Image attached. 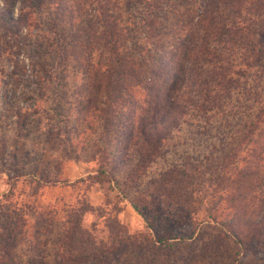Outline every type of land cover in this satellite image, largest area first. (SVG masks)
Returning a JSON list of instances; mask_svg holds the SVG:
<instances>
[{
    "label": "rangeland",
    "instance_id": "obj_1",
    "mask_svg": "<svg viewBox=\"0 0 264 264\" xmlns=\"http://www.w3.org/2000/svg\"><path fill=\"white\" fill-rule=\"evenodd\" d=\"M166 1L158 0L162 9L155 34L143 23L149 5L108 1L106 14L123 30L117 46L143 51L140 61L146 65L160 49L175 50L178 42L187 45L194 38V10L201 0ZM98 5V0L47 5L43 0H0V264H64L61 215L50 222L40 215L76 201L92 206L82 225L94 243L105 244L87 264H185L189 257L201 264H259L252 255H240L218 224L230 213L223 210L224 201L212 210L206 198L193 193L186 204H176L155 183L163 171L194 164L195 155L212 153L211 148L213 155L224 148L244 110L242 96L233 91L217 110L194 112L198 98L191 59L179 93L184 113L176 127L164 132L160 153L135 170L139 153L124 141V134L134 131L124 108L123 116L84 108L87 82L99 83L89 65L107 57L97 39ZM5 12L12 18L27 13L16 36L4 32ZM131 21L139 23L136 29ZM250 86L257 90L264 82ZM136 91L141 99L142 91ZM92 92V105L99 108L100 98ZM100 167L103 174H97ZM117 230L130 238L121 243Z\"/></svg>",
    "mask_w": 264,
    "mask_h": 264
},
{
    "label": "trees",
    "instance_id": "obj_2",
    "mask_svg": "<svg viewBox=\"0 0 264 264\" xmlns=\"http://www.w3.org/2000/svg\"><path fill=\"white\" fill-rule=\"evenodd\" d=\"M43 1L46 5L54 3ZM108 1L98 0L96 6L100 26L97 39L107 57L89 65L91 75L96 74L99 83L94 86L92 81L87 82L84 108L98 111L105 108L114 112L112 116H123L124 108L128 125L134 131L128 130L123 138L139 153L135 170H140L160 153L164 132L176 127L184 113L179 93L191 68H188L191 59L198 98L194 112L204 115L217 110L229 102L233 91L241 95L244 110L238 121L235 115L238 125L224 148L214 155L211 148L212 153L206 150L200 157L195 155L194 164L185 162L163 171L155 183L176 204L181 200L186 204L193 193L206 198L212 210L224 201L223 210L230 213L218 224L238 246L240 255H252L259 264H264V87L255 90L250 86L259 80L264 82V0H201L194 10L191 42L187 45L178 42L175 50L160 49L147 65L140 61L139 54L143 51L134 53L117 46L123 30L106 14L110 11ZM129 1L131 6L149 5L150 16L143 23L155 34L160 25L157 14L162 9L158 0ZM2 21L6 35L13 37L27 21V13L12 18L5 12ZM138 24L131 21L130 26L136 29ZM188 28L191 34L192 28ZM178 48L182 49L177 51ZM91 88L95 98H100L99 108L92 105ZM136 89L142 91L141 99L135 96ZM250 104L255 108L251 110ZM101 168L97 174H103ZM131 207L141 214L136 203L132 202ZM90 210L92 206L87 202L76 201L73 205L62 203L60 207L41 211L40 216L45 215L48 222L61 215L65 224L60 245L66 251L60 257L64 264H87L105 250L104 242L94 243L90 229L82 225L83 214ZM207 211L210 215L208 208ZM119 235L121 243L130 238L117 230L115 236ZM185 264L201 262L189 257Z\"/></svg>",
    "mask_w": 264,
    "mask_h": 264
}]
</instances>
